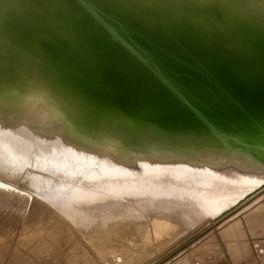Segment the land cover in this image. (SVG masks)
<instances>
[{
    "label": "bare ground",
    "instance_id": "obj_1",
    "mask_svg": "<svg viewBox=\"0 0 264 264\" xmlns=\"http://www.w3.org/2000/svg\"><path fill=\"white\" fill-rule=\"evenodd\" d=\"M255 91L264 0H0V264H143L208 222L235 238L264 215Z\"/></svg>",
    "mask_w": 264,
    "mask_h": 264
},
{
    "label": "rangeland",
    "instance_id": "obj_2",
    "mask_svg": "<svg viewBox=\"0 0 264 264\" xmlns=\"http://www.w3.org/2000/svg\"><path fill=\"white\" fill-rule=\"evenodd\" d=\"M254 199L245 203L240 209L246 207V205L248 206V204H250V202L252 203ZM262 217H264V215L261 213V215H258L249 221L247 220L240 232L232 239H227L223 236L221 237L223 230L219 229L220 226L217 227L218 224L215 225L209 222L206 224L204 223L199 228L186 233V236L177 240L162 252V254L157 255V257H154L143 264H173L176 262V259L178 260L187 256L191 247L193 248L194 246H197L210 235L211 237L217 236V239H220L219 241L222 242L223 247L211 246L207 248V250L210 251L202 254V256L200 254H189L186 261L181 260L178 264H264V244H261L260 249H255V242L264 243V224L261 223ZM258 218H261V220ZM255 219H257L258 222ZM254 222L257 224H253ZM212 232L214 235L211 234ZM234 245L235 248L233 249ZM243 248H245V250H242ZM239 250H242L240 254L237 252ZM2 251H4L3 254H5L6 250ZM21 257L13 258L12 255L9 254V259H7L4 264H39L37 263L38 258L30 261L27 256ZM59 259L60 258L57 257L51 262V264H60L58 263L60 261Z\"/></svg>",
    "mask_w": 264,
    "mask_h": 264
},
{
    "label": "water",
    "instance_id": "obj_3",
    "mask_svg": "<svg viewBox=\"0 0 264 264\" xmlns=\"http://www.w3.org/2000/svg\"><path fill=\"white\" fill-rule=\"evenodd\" d=\"M229 76H231V74H229ZM229 82H232V83H233L232 85H234V86L236 85V88H237V89H238V88H243L242 86L239 85V80H231V79H230ZM253 96H256V97H258V98L260 97V99H263V101H264V92H257V91H255V92L253 93ZM260 99H259V100H260ZM222 108H223V107H222ZM222 108H221V109H222ZM216 112H217V111H216ZM216 112H215V113H216ZM215 113L212 114V115H207V116L205 117L206 120H201V119H200V116H199L198 114H197V118H198L199 121L204 122V123H209V122H207V121H209V120H211V121H213V122H215V123H216V122L220 123L219 121H221V120H218V119H217L218 117L215 116ZM228 114H229V113H228ZM261 114L264 115V112H263V113L261 112ZM257 117H258V116H257ZM257 117L254 118V120H262V122H264V119H260V118H263V117H260V116H259V118H257ZM226 118H227V119L224 120V122H222L223 124L229 123V122L232 121V119H233V118H232V115H230V114H229V116H226ZM226 121H227V122H226ZM253 122H257V121H253Z\"/></svg>",
    "mask_w": 264,
    "mask_h": 264
},
{
    "label": "snow or ice",
    "instance_id": "obj_4",
    "mask_svg": "<svg viewBox=\"0 0 264 264\" xmlns=\"http://www.w3.org/2000/svg\"><path fill=\"white\" fill-rule=\"evenodd\" d=\"M101 23H103L102 21H101ZM113 37L116 39V40H120V37L115 33V32H113ZM121 43H123V41H120ZM126 46V45H125ZM134 54V53H133ZM165 83H167V81H165ZM199 115V114H198ZM200 119L201 120H206V118H204V117H200ZM262 182H264V181H262Z\"/></svg>",
    "mask_w": 264,
    "mask_h": 264
}]
</instances>
